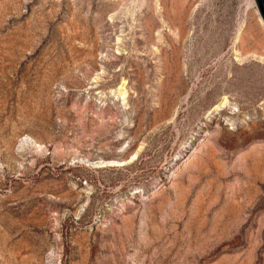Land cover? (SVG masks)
Segmentation results:
<instances>
[{
    "label": "rangeland",
    "instance_id": "rangeland-1",
    "mask_svg": "<svg viewBox=\"0 0 264 264\" xmlns=\"http://www.w3.org/2000/svg\"><path fill=\"white\" fill-rule=\"evenodd\" d=\"M132 1L0 0V264H264L256 1Z\"/></svg>",
    "mask_w": 264,
    "mask_h": 264
},
{
    "label": "bare ground",
    "instance_id": "bare-ground-1",
    "mask_svg": "<svg viewBox=\"0 0 264 264\" xmlns=\"http://www.w3.org/2000/svg\"><path fill=\"white\" fill-rule=\"evenodd\" d=\"M118 1V3L120 4V9H119V12L121 11V10H123L124 8H126L127 9V7H128V5L130 4V3H134L132 0L131 1H128V0H117ZM249 1V3H251V4H253L254 2H255V0H248ZM136 4V3H135ZM148 6H153L156 10H161V2H160V0H153V1H149V3H148ZM259 21L262 23V26H263V29H264V22H263V19H262V17H261V15H260V18H259ZM261 59H264L263 57H260Z\"/></svg>",
    "mask_w": 264,
    "mask_h": 264
},
{
    "label": "water",
    "instance_id": "water-1",
    "mask_svg": "<svg viewBox=\"0 0 264 264\" xmlns=\"http://www.w3.org/2000/svg\"><path fill=\"white\" fill-rule=\"evenodd\" d=\"M255 1H256L257 6H258L260 15L264 21V0H255Z\"/></svg>",
    "mask_w": 264,
    "mask_h": 264
}]
</instances>
